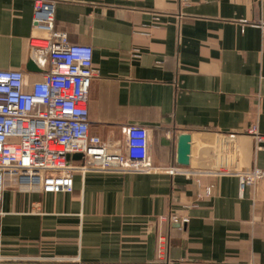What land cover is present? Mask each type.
I'll return each instance as SVG.
<instances>
[{"label":"crops","instance_id":"1","mask_svg":"<svg viewBox=\"0 0 264 264\" xmlns=\"http://www.w3.org/2000/svg\"><path fill=\"white\" fill-rule=\"evenodd\" d=\"M34 1L0 0V71L23 72L26 89L45 66L29 47L46 36L32 28ZM43 1L57 32L92 48L89 134L114 152L124 128H146L152 166L201 174V187L152 173L75 175L68 194L2 188L0 264H264V183L240 193L220 175L264 171V140L247 134L264 138V0ZM206 186L212 196L199 198ZM169 214L189 218L183 231Z\"/></svg>","mask_w":264,"mask_h":264},{"label":"built area","instance_id":"2","mask_svg":"<svg viewBox=\"0 0 264 264\" xmlns=\"http://www.w3.org/2000/svg\"><path fill=\"white\" fill-rule=\"evenodd\" d=\"M55 3L35 0L32 28L46 34L29 40L30 51L43 59L42 78L25 88L24 73L0 71V191L13 189L19 194H68L75 175H145L161 173L190 177L179 168L155 169L149 159V130L129 126L122 130L123 141L116 151L89 134L88 96L93 67L92 48L73 45L54 27ZM264 37V24L260 26ZM133 58H140L137 50ZM247 134L256 143L264 138L256 128ZM83 156L76 165L70 157ZM222 176H235L239 192L264 183V171L251 168L241 172L224 169ZM195 182L201 187L200 176ZM213 187L202 188L198 197L212 196ZM190 206L185 207L186 209ZM177 225L180 231L189 223L187 216L169 214L161 219ZM165 240L158 238V254ZM7 261L0 257V262Z\"/></svg>","mask_w":264,"mask_h":264},{"label":"water","instance_id":"3","mask_svg":"<svg viewBox=\"0 0 264 264\" xmlns=\"http://www.w3.org/2000/svg\"><path fill=\"white\" fill-rule=\"evenodd\" d=\"M29 70H35L32 63L28 64ZM191 137L189 134H182L178 137L177 144V153H176V163L180 168H186L189 165L190 151H191ZM68 160H71L73 164H80L83 161V156L80 154H75L70 157H67ZM178 228V226H175Z\"/></svg>","mask_w":264,"mask_h":264}]
</instances>
